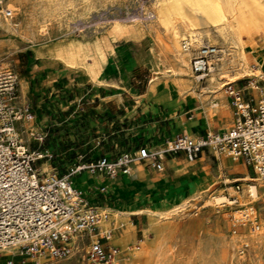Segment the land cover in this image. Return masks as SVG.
<instances>
[{
    "label": "built area",
    "instance_id": "2783aa9c",
    "mask_svg": "<svg viewBox=\"0 0 264 264\" xmlns=\"http://www.w3.org/2000/svg\"><path fill=\"white\" fill-rule=\"evenodd\" d=\"M5 10L7 16L13 14L11 9ZM183 46L192 51V71L204 79L210 70L212 47L195 48L190 36L183 40ZM260 64L263 72L255 86L252 80L238 88L226 85L235 115L228 128L194 135L179 133L160 145L138 144L117 153L79 154L64 172L53 166L48 173L41 172L37 163L51 160L56 152L42 147L47 137L42 127L30 132L31 138L27 139L26 125L36 122L34 113L29 103L22 101L19 72L0 60V249L17 245L22 251L58 257L70 252L72 234L92 236L99 232L97 206L91 205L84 192L72 183L76 175L84 172L114 180L131 174L137 161L164 172L168 158L183 154L193 162L204 151L215 150L234 160L242 159L264 177V55ZM233 184L237 192H242L241 180H233ZM246 185V203L229 192L225 196L230 203H221L239 207L228 213L234 233L239 226L258 221L257 193L251 183ZM99 190L105 192L107 185L103 182ZM107 233L110 231L88 244L85 255L90 264H123L120 247L108 243ZM248 246L245 243L244 249ZM5 264L14 261L7 259Z\"/></svg>",
    "mask_w": 264,
    "mask_h": 264
},
{
    "label": "crops",
    "instance_id": "0c3cea01",
    "mask_svg": "<svg viewBox=\"0 0 264 264\" xmlns=\"http://www.w3.org/2000/svg\"><path fill=\"white\" fill-rule=\"evenodd\" d=\"M146 35L150 36V51L139 39L114 43L111 48L103 46L102 53H96L97 59H87L89 68L82 63L75 64L79 72L65 70L62 63H53L52 60L61 58L57 53L38 54L35 49V63L21 80L26 82L25 88L21 82L22 90H32L35 95V121H49V130L57 134L67 127V124H63L66 121L70 124L69 130L82 129L81 133L98 140L96 144L103 141V146L109 145L118 151L137 147L138 144L160 145L167 138L179 133L203 134L207 130H222L231 126L235 120L234 109H229L231 98L226 89L222 88L245 77L235 80L230 71L226 75H218L215 81H210L209 75L204 81L205 85L187 81V89L172 96L169 79L160 78L154 81L153 76L146 78L153 70L148 61V57L153 55L151 49L164 47L159 46L158 40L152 34ZM166 53H169L167 57L170 59L172 53ZM244 58L250 66L255 65V62L259 64L254 57L247 55L245 49ZM251 79L253 85L258 81ZM29 124L28 122L27 125ZM77 124L80 126L77 127ZM188 162L183 154L168 158L166 170L158 172L137 161L132 168L136 177H129L128 174L114 180L84 172L78 177L83 178L84 182L79 189L89 193L84 196L89 203L94 200L90 204L97 206L96 209L125 212L132 189L141 186L151 204H168L172 200L174 183L178 178L177 169L182 167L190 168L189 173L197 175L195 192L203 196L215 183L213 178L219 175L235 176L233 180H246L250 176H236L246 165L242 159L234 160L229 156L220 158L211 151H204L199 158L190 162L192 166ZM103 182L107 185V190L100 192ZM125 187L130 189L128 194H122ZM260 189L264 194V184L260 185ZM183 196L181 192V199ZM198 200L200 199L195 197L191 201ZM181 210L183 208L179 212ZM143 214L133 212L129 215L137 239L143 238L136 235L142 224L137 216ZM201 218L185 220H190L196 227L201 224ZM170 222L172 223L171 220ZM243 228L251 230L252 226L244 225ZM108 243L114 244L110 239ZM245 243L250 246L249 240L244 241L243 248ZM136 248L131 245L128 254Z\"/></svg>",
    "mask_w": 264,
    "mask_h": 264
},
{
    "label": "rangeland",
    "instance_id": "374dc122",
    "mask_svg": "<svg viewBox=\"0 0 264 264\" xmlns=\"http://www.w3.org/2000/svg\"><path fill=\"white\" fill-rule=\"evenodd\" d=\"M2 1V5L0 6V20L2 21L6 19V16H4L6 15L4 9L9 8L10 3H12L15 7H10L13 10V14L10 17L14 16V18L18 19V26L14 33H9L4 28L0 27V60L4 63L12 64L19 72L22 101L28 102L31 110L35 107L34 104L36 102V98L32 90L26 92L22 90L21 80L25 77V73H29V70L34 65L35 49L38 47H47L56 41L74 39L81 46L82 53L87 55V59H97L96 53H102L101 48L103 46L111 48L114 43L126 40H142V43H144L150 51V36L146 34H152L154 38L158 40L160 47L168 42L166 31L162 28L156 30L155 18L154 16L150 17V15H153L152 12L154 11V0H56V3L61 5V8L57 12L58 15L48 18L44 22L42 20V14L49 0ZM118 24L126 26L127 32L122 34L118 33L115 30V27ZM215 34L217 35L216 32L214 35ZM243 37L246 41L244 49L247 55L254 57V59L259 62V64L255 62V65H252V67L254 69L257 67L261 68L260 63L262 56L264 55V32L255 31L251 36L248 37L244 34ZM203 38L205 40V44H207V37L204 35ZM212 41H217V39H212ZM180 42L182 43V39H180ZM215 43L218 47H223V43ZM67 50L69 51L68 48ZM168 54L169 53H166V56H168ZM150 59L151 56L148 57L149 62ZM52 61L53 63H62L63 66H65V70L79 72L77 65L69 64L65 59L57 58ZM209 72L210 70L207 75ZM154 73V70H152L146 78L149 79L154 75ZM210 74H212V71ZM207 75L204 79H199V81L196 80L195 76H193V79L198 85H205L204 81L207 78ZM253 78L256 79V77ZM249 80L252 79L248 77L239 79L235 83V87H243V85L247 84ZM257 80H260V76ZM31 83L33 86V81ZM225 89L226 86L222 88V90ZM229 109H234L231 102L229 103ZM38 111L40 113V110ZM35 112L36 110L33 113L35 114ZM48 124L49 121H40L37 119L32 125L33 130H37L42 127L43 130L47 132V137L42 147L50 148L56 152L52 159L47 161L51 167L47 172H50L53 166L58 167L60 172H64L70 162L73 161L79 154L88 156L98 155L104 152H118V150L109 145L103 146L105 143L103 141H100V144H96L98 140L95 137H88L87 134L81 133L82 129H79V131L69 130L68 127L70 124L66 121H64L63 124H67V127L63 128L61 130L62 133L60 134L49 130ZM36 125H38V127H36ZM76 126L79 127L80 125L77 124ZM26 129H28L27 126ZM26 137L28 140L31 138L30 131L28 130L26 131ZM89 140H91V142H89ZM94 140L95 143H92ZM211 152L213 154H217L220 158L226 156L225 154H220L215 150H211ZM214 159L217 162L215 157ZM45 162V159L38 161L37 166L42 168ZM247 174H249L251 178L241 180V183H243V190L240 194H236L239 196V201L242 203L247 201L246 184L252 183L253 185H257L259 182L258 180L253 179L258 176L251 165H244L240 174L236 176L244 177ZM81 176V174L76 175L77 179ZM187 176V179L190 178L192 180L187 192H193L195 190V180L197 179V175L195 176L188 173ZM233 177L235 176H223L222 174L213 178L215 183L208 191L207 196H204L198 201L189 203V205L183 208V210L172 216V223H170L169 226V240L174 246L173 255L175 257L172 264H198L193 257L194 244L196 241L199 244L201 243L202 248L205 250L213 251L215 246L212 247L209 243L211 235L216 239L225 238L230 240L232 236L243 230L244 226H239L236 230V234H234L231 221L228 217V213L230 211L239 207L234 204L222 206V204H219L220 201H211L209 202L210 204L205 205L207 203L203 200L211 194L213 196L219 195L223 197L225 192H229V194L234 195L235 188L233 186ZM187 179H185V176L177 178V181L174 183L172 200L168 204L163 205L164 208H170L173 204L180 200L179 197L187 185ZM75 183H77V180H75ZM134 187L135 186L133 185V188ZM129 190L130 189L128 187L123 188L122 194H128ZM260 192L261 195L257 194L258 200L256 201L258 209V223L261 221V218H264V194L261 189ZM84 195L88 196L89 193L85 191ZM145 198H147L146 195ZM93 202L94 200L90 203ZM133 202L134 200L132 195L129 197V203ZM137 217L141 219L142 224L141 230L136 232V235L138 238H144L142 226L146 222L147 216L143 214ZM186 218H201L202 221L200 223L202 225L198 224L194 227V223L191 224L190 220H185ZM93 235L94 236L82 233L76 234V237H80L81 239H78L75 244H71V250L69 253L58 257L51 256L46 253H30L22 251L17 245H11L10 250L8 251L3 248L0 249V264H5L7 259H12L14 264H90L86 258L85 250L92 240H96L103 235V231L100 228L99 232H94ZM244 241H248V239H242L240 249L238 248V250H236L238 257H241V255L249 256L251 254V242L249 241L250 246L247 247L248 249L244 250L241 245ZM213 243L214 242H212V244ZM138 251L139 248H136L131 251V254H136ZM123 264L125 263L123 262ZM215 264L240 263H232L231 255L229 253L225 262H216ZM259 264H264V262L260 261Z\"/></svg>",
    "mask_w": 264,
    "mask_h": 264
},
{
    "label": "bare ground",
    "instance_id": "6f19581e",
    "mask_svg": "<svg viewBox=\"0 0 264 264\" xmlns=\"http://www.w3.org/2000/svg\"><path fill=\"white\" fill-rule=\"evenodd\" d=\"M153 3L154 11L152 12V16L155 18L156 30L159 28L164 29L168 42L163 48L153 47L151 49L153 55H151L150 62L155 72L152 79L154 81L160 78L169 79L172 96H177L186 90L187 81L194 83L193 76L199 80L191 68L192 51L183 46V40L188 36L192 38V45L195 48L202 46L212 47L211 51L213 53L210 55L209 60V69L210 72L212 71V74L209 72L210 76L209 74L207 75L210 81H215L218 75H226L230 71L235 80L243 77H256V79L259 76L261 77L263 72L261 68L257 67L254 69L248 65L244 58L246 41L243 35L245 34L249 37L255 31L264 32V0H154ZM10 7H15V5L10 3ZM10 7L8 9H11ZM60 8L61 5L57 4L56 0H49L43 10V22L48 18L58 15L57 12ZM4 16H6V19L0 20V27L9 33H14L18 26V19L14 18V16ZM115 30L122 34L127 32V27L118 24ZM215 32L217 35H214ZM204 35L207 37L206 39H208L209 44H205ZM180 39H182V43ZM212 39H217V41H212ZM215 42L223 43V47H218ZM36 50L38 54L57 53L70 64L82 63L88 68L90 65L86 58L87 55L82 53L81 46L74 39L56 41L50 46L38 47ZM166 51L172 53L170 59L166 56ZM21 82L25 88L26 82ZM255 85L256 82H254ZM33 121L35 122L34 116ZM29 123V126L26 125L28 127L26 131L33 132V122ZM188 134L193 135L192 133ZM188 165L192 166L190 162H188ZM50 168L49 162L46 161L39 170L47 172ZM189 171L190 168H179L177 169V177L185 176V179H187ZM257 176V178L253 179L258 180V184H251L256 193L258 192L257 194L261 195L260 185L264 184V177L259 174ZM129 177H136V173L131 170ZM247 178L251 177L248 176ZM75 180H77V183H75ZM82 180L83 178L77 179L75 176L72 181L74 187L79 189L84 185ZM191 183L192 180L188 178L187 185L182 191L183 198L179 197L180 200L170 208H164L163 205L151 204V201L145 198L146 191L141 186L132 189L130 196L133 195L134 202L129 203L127 211L119 212L109 209H96L100 214L99 226L101 230L103 233L110 231V233H107L108 237L114 244L120 246L121 256L125 264H172L175 259L173 255L174 246L169 240V226L172 215L178 213L181 208L186 207L189 203H192L193 201L191 200L193 198L202 199L204 197L203 194L196 193L195 190L187 192ZM234 191V194H240L235 189ZM203 200L207 203L205 205L210 204L209 202L211 201H220L219 204L223 201L230 203L229 198L225 195L221 197L211 194ZM133 212L144 213L148 217L147 223L143 227V239L135 237V228L131 226L129 220V215ZM251 226V230L243 228L242 231L232 236L230 240L225 238L216 239L211 235L209 243L212 247L215 246L213 248L215 251L205 250L202 248V244L196 241L193 250L194 259L198 264H215L216 262H225L226 257L230 253L232 263L259 264L260 261L264 262V218H261L259 223L257 221ZM244 238L251 242L252 251L249 256L241 255V257H238L236 250L240 249V243ZM78 239L80 237L77 238L76 234H72L69 243L75 244ZM212 242L214 243L212 244ZM131 245L139 248L138 253L128 254V249ZM3 249L8 251L10 250V246H6Z\"/></svg>",
    "mask_w": 264,
    "mask_h": 264
}]
</instances>
